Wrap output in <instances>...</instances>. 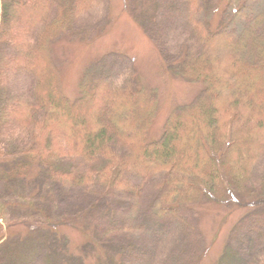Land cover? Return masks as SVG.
<instances>
[{
    "label": "trees",
    "instance_id": "trees-1",
    "mask_svg": "<svg viewBox=\"0 0 264 264\" xmlns=\"http://www.w3.org/2000/svg\"><path fill=\"white\" fill-rule=\"evenodd\" d=\"M43 1L0 0V48L10 49L0 51V167L18 158L11 178L44 169L52 184L116 193L126 209L118 218L113 209L111 229L138 234L147 232L138 222L151 183L159 218L246 188L264 157V0H226L217 26L201 22L199 0H176L192 38L181 75L204 89L168 116L157 140L148 139L157 101L131 73L86 79L75 100L64 93L50 46L98 0ZM225 93L230 98L218 108ZM62 226L47 223V233L59 235ZM259 250L251 264H264V245Z\"/></svg>",
    "mask_w": 264,
    "mask_h": 264
},
{
    "label": "rangeland",
    "instance_id": "rangeland-1",
    "mask_svg": "<svg viewBox=\"0 0 264 264\" xmlns=\"http://www.w3.org/2000/svg\"><path fill=\"white\" fill-rule=\"evenodd\" d=\"M199 1L201 22L217 26L226 0ZM176 4V0H98L91 12L76 18L50 46L66 97L75 100L86 79H124L131 73L157 101L148 134L149 140H157L168 116L195 101L204 89L181 75V62L192 38L185 27V13ZM2 50L10 52L4 46ZM16 83L19 80L12 87ZM254 83L251 79L249 85ZM6 85L12 93L10 83ZM228 98L226 93L218 95L216 106L221 108ZM15 153L11 149L9 155L16 157ZM17 161L9 158L0 167L4 234L0 264H220L223 260L251 264L262 254L264 157L243 191L219 203L203 199L175 216L155 215L156 185L151 183L140 204L138 224L147 230L143 234L111 229L116 218L113 209L117 218L126 209L116 193L66 182L52 184L46 170L38 168L29 173L28 180L11 178V166ZM129 179L134 182L131 174ZM47 223L63 224L62 233L48 234Z\"/></svg>",
    "mask_w": 264,
    "mask_h": 264
}]
</instances>
